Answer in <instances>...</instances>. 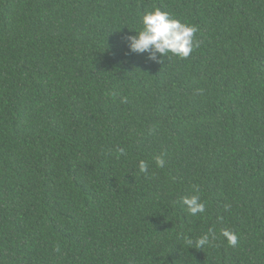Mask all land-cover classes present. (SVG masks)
I'll list each match as a JSON object with an SVG mask.
<instances>
[{
	"label": "trees",
	"instance_id": "trees-1",
	"mask_svg": "<svg viewBox=\"0 0 264 264\" xmlns=\"http://www.w3.org/2000/svg\"><path fill=\"white\" fill-rule=\"evenodd\" d=\"M157 8L187 59L129 52ZM0 264H264V0H0Z\"/></svg>",
	"mask_w": 264,
	"mask_h": 264
},
{
	"label": "clouds",
	"instance_id": "clouds-1",
	"mask_svg": "<svg viewBox=\"0 0 264 264\" xmlns=\"http://www.w3.org/2000/svg\"><path fill=\"white\" fill-rule=\"evenodd\" d=\"M140 23L142 25L141 30H135L136 34L126 36L125 40L130 53H147V59L151 62L162 63L169 53L180 59H187L194 48L199 46L198 41L194 39L197 31L195 26L183 23L159 8L144 13ZM119 152L121 155H125L124 149L121 148ZM154 159L157 168L164 167L165 160L162 156H156ZM138 166L139 171L147 177L149 175L148 162L141 160ZM193 192L195 194L181 197L177 202L185 206L188 215L204 214L206 205L201 200L198 186H193ZM224 207L227 211L230 205L225 204ZM220 235L227 240L229 246L235 247L237 245L238 236L234 232L225 229ZM184 239L188 245L194 244L196 248H201L205 245H211L218 237L212 229H209L208 233L198 237L195 241L189 237H184ZM57 251H59L58 248Z\"/></svg>",
	"mask_w": 264,
	"mask_h": 264
}]
</instances>
